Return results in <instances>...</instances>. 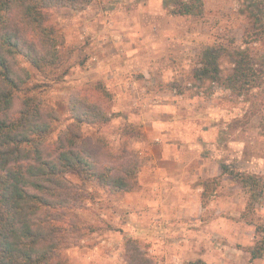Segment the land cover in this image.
<instances>
[{
    "label": "rangeland",
    "instance_id": "obj_1",
    "mask_svg": "<svg viewBox=\"0 0 264 264\" xmlns=\"http://www.w3.org/2000/svg\"><path fill=\"white\" fill-rule=\"evenodd\" d=\"M202 1L204 13L199 18L172 16L165 0H92L78 11L60 9L51 13L50 20L59 42V65L44 75L20 61L31 73L26 87L32 89L43 110L55 114L49 142L68 124L67 104L77 93L79 98L95 100L111 118L101 127H82L81 136L89 148L109 155L113 163L138 162L132 192L110 194L96 184L87 185L82 209L69 212L66 219L64 264H92L81 263L80 257L85 260L91 254L111 253L124 262V240L134 237L119 225L140 206L136 196L141 191L140 176L160 165L157 154L161 140H167L166 134L154 132L155 126L172 125L183 114L190 115L188 120L197 131L216 130L212 137L215 150L198 138L200 157L209 155L226 162L234 174L228 176L240 172L259 179L253 210L250 216H241L252 226L249 245L237 247L243 252H233L230 264H264V257L252 260L250 256L256 242L264 241V233H257L264 230V92L254 89L250 96L238 97L210 81L194 79L205 51L219 46L228 51L247 47L261 59L264 43H243V37L254 30L256 10L248 7L253 0ZM232 59L227 54L220 59L222 76L230 73ZM95 86L101 93L93 90ZM67 179L81 185L76 175ZM220 184L221 179L199 182L203 203ZM244 192L248 202L250 194ZM135 240L154 261L147 246Z\"/></svg>",
    "mask_w": 264,
    "mask_h": 264
},
{
    "label": "trees",
    "instance_id": "obj_2",
    "mask_svg": "<svg viewBox=\"0 0 264 264\" xmlns=\"http://www.w3.org/2000/svg\"><path fill=\"white\" fill-rule=\"evenodd\" d=\"M91 1L0 0V264H64L66 219L69 212L82 209L87 185L96 184L110 194L136 188L137 161L113 163L109 155L94 152L82 139L83 126L110 122L105 108L73 94L67 104L68 124L51 143L55 114L43 110L26 87L31 73L21 60L44 75L60 63L51 13L78 11ZM165 6L172 16L199 18L204 13L202 0H165ZM250 6L256 10L254 30L243 37V43H264V0H253ZM226 54L232 56L233 64L230 73L222 76L220 59ZM194 71L195 80L210 81L238 97H248L254 89L264 92V55L258 59L247 47L207 50ZM93 90L101 93L97 86ZM71 174L81 185L67 179ZM222 174L234 175L225 166ZM233 178L250 194L244 212L250 216L259 179L240 172ZM257 233L263 234V228ZM261 241L250 250L252 260L264 257ZM124 262L154 264L133 238L124 240Z\"/></svg>",
    "mask_w": 264,
    "mask_h": 264
},
{
    "label": "crops",
    "instance_id": "obj_3",
    "mask_svg": "<svg viewBox=\"0 0 264 264\" xmlns=\"http://www.w3.org/2000/svg\"><path fill=\"white\" fill-rule=\"evenodd\" d=\"M183 115L185 119L174 116L172 125L155 126L156 134L167 135L157 154L160 165L140 176L141 191L136 195L140 206L119 227L147 246L158 264H230L232 253L242 254L241 249L250 242L252 226L241 217L247 205L245 192L233 177L222 174L226 162L198 153V138L215 150L212 137L216 130L210 128L211 133L205 134L197 131L188 120L190 115ZM209 179H221L220 189L216 188L203 203L204 190L198 184ZM89 256L85 260L80 257L81 263H124L115 253Z\"/></svg>",
    "mask_w": 264,
    "mask_h": 264
}]
</instances>
